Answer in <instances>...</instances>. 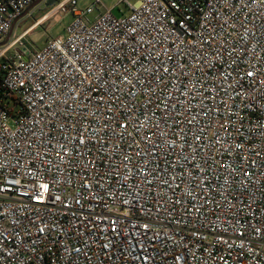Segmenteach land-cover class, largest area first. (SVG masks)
Masks as SVG:
<instances>
[{
  "label": "built area",
  "instance_id": "1",
  "mask_svg": "<svg viewBox=\"0 0 264 264\" xmlns=\"http://www.w3.org/2000/svg\"><path fill=\"white\" fill-rule=\"evenodd\" d=\"M79 1L0 46V264H264V0Z\"/></svg>",
  "mask_w": 264,
  "mask_h": 264
},
{
  "label": "rangeland",
  "instance_id": "2",
  "mask_svg": "<svg viewBox=\"0 0 264 264\" xmlns=\"http://www.w3.org/2000/svg\"><path fill=\"white\" fill-rule=\"evenodd\" d=\"M126 1L131 4L135 2V0ZM93 2L94 0H80L77 8L82 11L92 5ZM100 2L105 9H112V14L115 16H120L121 14L127 15L129 13V8L124 0H100ZM33 3L29 6L31 8L28 13L14 25L11 37L26 33L25 41L28 47L33 50H39L47 40L63 33L65 26L71 22L72 16L70 14L60 16L58 13H52L48 16V13L53 8V4L49 5L45 1L33 6ZM97 13L98 11L95 10L92 14L88 15V18L93 20Z\"/></svg>",
  "mask_w": 264,
  "mask_h": 264
},
{
  "label": "water",
  "instance_id": "3",
  "mask_svg": "<svg viewBox=\"0 0 264 264\" xmlns=\"http://www.w3.org/2000/svg\"><path fill=\"white\" fill-rule=\"evenodd\" d=\"M43 1H44V0H37V1H35V2L33 3V6L38 5V4L42 3ZM54 1H55V0H49V1H48V4H49V5H52V4L54 3ZM30 8H31V7H28V9H26V11H24V13L21 15L20 18H22L23 16H25V15L28 13V11H29ZM14 24H15V23H14ZM14 24H13V27H14ZM11 34H12V30L7 34V36L5 37L4 41H3L2 43H0V46L4 45L6 42H8V40H9L10 37H11Z\"/></svg>",
  "mask_w": 264,
  "mask_h": 264
},
{
  "label": "trees",
  "instance_id": "4",
  "mask_svg": "<svg viewBox=\"0 0 264 264\" xmlns=\"http://www.w3.org/2000/svg\"><path fill=\"white\" fill-rule=\"evenodd\" d=\"M0 81H1V75H0Z\"/></svg>",
  "mask_w": 264,
  "mask_h": 264
}]
</instances>
